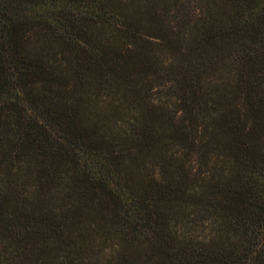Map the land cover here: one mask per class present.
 Masks as SVG:
<instances>
[{"label":"trees","instance_id":"obj_1","mask_svg":"<svg viewBox=\"0 0 264 264\" xmlns=\"http://www.w3.org/2000/svg\"><path fill=\"white\" fill-rule=\"evenodd\" d=\"M0 264H264V0H0Z\"/></svg>","mask_w":264,"mask_h":264},{"label":"rangeland","instance_id":"obj_2","mask_svg":"<svg viewBox=\"0 0 264 264\" xmlns=\"http://www.w3.org/2000/svg\"><path fill=\"white\" fill-rule=\"evenodd\" d=\"M165 69H166V65H164V67H163L162 74L164 73ZM156 84H158V83H156ZM201 229H202V226H199V230L197 229L195 231L199 238H202L204 236V234H205V233H202ZM89 238H90L91 243L93 245L92 253H89V252L88 253H84L83 256L88 257L89 254H94L95 257L99 258L102 261L104 259H106V257H107L106 254L109 253V250L111 249L112 245L117 243L116 239H114V240H110V239L103 240L98 235L97 236H89L88 238H85V240L87 241V239H89Z\"/></svg>","mask_w":264,"mask_h":264}]
</instances>
